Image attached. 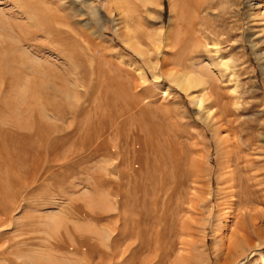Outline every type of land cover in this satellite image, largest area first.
Instances as JSON below:
<instances>
[{
	"label": "rangeland",
	"instance_id": "374dc122",
	"mask_svg": "<svg viewBox=\"0 0 264 264\" xmlns=\"http://www.w3.org/2000/svg\"><path fill=\"white\" fill-rule=\"evenodd\" d=\"M0 187V264H264V0H0Z\"/></svg>",
	"mask_w": 264,
	"mask_h": 264
},
{
	"label": "bare ground",
	"instance_id": "6f19581e",
	"mask_svg": "<svg viewBox=\"0 0 264 264\" xmlns=\"http://www.w3.org/2000/svg\"><path fill=\"white\" fill-rule=\"evenodd\" d=\"M195 26V25H194ZM197 27V26H196ZM207 33V32H206ZM176 40V39H175ZM137 47L138 48H140V46L139 45H137ZM143 48V47H142ZM137 49V48H136ZM157 49V48H156ZM168 49V48H167ZM15 50V49H14ZM143 50H145V49H143ZM217 51V50H216ZM23 52V51H22ZM21 62V61H20ZM22 63V62H21ZM20 63V64H21ZM35 63H37L36 61H35ZM33 64V63H32ZM34 65L35 64H33V67H34ZM151 65V64H150ZM183 65V64H182ZM151 67L152 68H154L155 66H153V65H151ZM206 69V68H205ZM204 69V70H205ZM208 69V68H207ZM211 69V68H210ZM209 69V70H210ZM198 73V72H197ZM196 73V74H197ZM204 73V72H203ZM212 73H213V71H212ZM205 74V73H204ZM175 77V76H174ZM206 79V78H205ZM20 80V79H19ZM173 82H175V86H176V88H178L180 91H182V92H188V90H189V88H190V86H191V84H193V83H196V82H200V83H203V85H205L206 83L204 82V79H202L201 77L200 78H198V77H194V81H193V79L192 78H189V77H187V76H185L184 74H179V73H177V77L175 78V80L173 79ZM204 87V86H203ZM202 88V87H201ZM206 91V90H205ZM208 91V90H207ZM30 97V96H29ZM18 100V99H17ZM22 100V99H21ZM202 101V100H201ZM195 103V102H194ZM196 103H198V104H201V102L198 100H196ZM222 108V107H221ZM216 111V110H215ZM15 126V125H14ZM227 132V131H226ZM232 132V131H231ZM14 135V134H13ZM18 137V136H17ZM16 140V139H15ZM3 148V147H2ZM12 148V147H11ZM13 149V148H12ZM28 151V150H27ZM35 157V156H34ZM33 158V157H32ZM31 166V165H30ZM9 176V175H8ZM5 184V183H4ZM233 185V184H232ZM1 188V187H0ZM235 188V187H234ZM2 190V189H1ZM240 190V189H239ZM10 194V193H9ZM12 194V193H11ZM1 197V196H0ZM3 197V196H2ZM238 204H239V202H237ZM241 212H240V216H243V215H245V213H246V211H247V205L245 204V203H242L241 204ZM242 211H244V212H242ZM259 224V223H258ZM255 226V225H254ZM253 227V226H252ZM235 230H236V228H235ZM22 234V233H21ZM20 234H18V238H17V243L19 244L18 246L21 248V249H23V245L21 246V243L23 242V243H25V240H23L22 241V236L20 235ZM25 248V247H24ZM23 254V251H21L20 252V254H18V258L19 257H21V255ZM17 264H19V263H17Z\"/></svg>",
	"mask_w": 264,
	"mask_h": 264
}]
</instances>
